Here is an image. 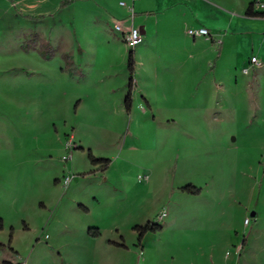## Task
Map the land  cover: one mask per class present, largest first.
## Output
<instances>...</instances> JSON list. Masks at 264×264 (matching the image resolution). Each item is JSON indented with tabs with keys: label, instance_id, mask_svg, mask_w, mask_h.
<instances>
[{
	"label": "rangeland",
	"instance_id": "374dc122",
	"mask_svg": "<svg viewBox=\"0 0 264 264\" xmlns=\"http://www.w3.org/2000/svg\"><path fill=\"white\" fill-rule=\"evenodd\" d=\"M95 1L100 10L72 25L70 11L54 8L60 0H19L53 16L9 15L0 26V264H264V22L245 15L247 0L203 6L226 51L178 26L168 46L179 49L137 58L155 120L138 101L129 117L131 49L115 27L149 19L155 29L165 15L141 11L162 0ZM64 52L84 77L61 72ZM80 145L111 159L109 172ZM148 223L162 231L139 242L135 228Z\"/></svg>",
	"mask_w": 264,
	"mask_h": 264
},
{
	"label": "crops",
	"instance_id": "0c3cea01",
	"mask_svg": "<svg viewBox=\"0 0 264 264\" xmlns=\"http://www.w3.org/2000/svg\"><path fill=\"white\" fill-rule=\"evenodd\" d=\"M63 1L64 0H60V3H62ZM94 1L95 0H73V3L70 6H66L64 8H62L61 6H54V8L56 10L59 7L60 11L62 10L70 11V13H72L71 24L73 25V22H74L73 20H76V18H80L85 11L94 12L95 10L96 11L100 10V5L96 4L97 1L95 2ZM10 2H11V6H0V26L3 25L5 17L9 15L17 19L26 18L30 20H40V21L46 20L53 16L54 8H52L51 6H18L19 0H10ZM157 6H161V8L160 9L151 8L150 10L141 11V13H144L146 15H149V14L154 15L156 19L158 18L159 15H165L166 18H164L163 20H158L157 27H155V29H154V26L151 25V22L149 19L146 20L147 22L142 23L139 26L142 32L143 41L137 48L133 50L134 58H135V74H134L135 88L132 94V99H133L132 111L130 113H127L125 109V103L123 104L124 111L126 115L129 117L133 115L134 110L136 108L135 107L136 101H138V109L144 114H148L151 112L153 114L152 117L155 120L153 99L148 89H146L145 86L140 85L139 82L136 80L137 58L143 56L144 54L145 55L148 54L149 56L151 55L153 56L154 54L156 56L158 54L157 56L164 57L167 54H170L173 51L179 49L177 46L175 47V49L170 48L168 46V43H170V41L174 42L176 40L175 31L178 26L185 24L188 26L189 29L206 28L210 33V37L205 38V39L203 38L202 41H204L205 43H208L210 47L213 44L219 43L220 46L215 47V50L219 56L222 54V52L226 51V49L224 48V44H223L224 42H222L221 39L218 40V37L221 36V32H222L221 28L219 27L220 25L219 22L213 18L204 16L200 12L203 6H226L223 1L221 0H212V1L211 0H162V2L159 3ZM243 6H246L245 15L249 19L264 22V16H261L255 12H253L255 14L254 16L247 15V11L251 7V0H247ZM30 10H33L34 12L32 11L33 13H30L29 12ZM107 10L108 11L105 10V13H103L104 16H111L112 11L110 9H107ZM134 14H135L134 18H136L137 12L135 8H134ZM122 27L125 28L124 25H122ZM74 33L76 34L75 31ZM117 33L120 35V38L123 41L121 34L119 32ZM198 38H193V39L194 41H196ZM262 39L264 40V37ZM47 43L50 44V42H47ZM64 56L69 57V60L73 64V66L68 67L65 61L63 60L64 65L61 66V72L68 74L70 76H80L81 78L84 77V73L80 67V64L77 63L75 57L67 54L66 52L62 54V59ZM255 56L257 55L255 54ZM153 59H155L154 56H153ZM155 60L156 62L159 61L158 58H156ZM249 65H250V62H249ZM244 69L245 68H243V70ZM166 90L171 91L172 89L170 87H167ZM127 93H128V84H127V91L125 93L123 102H125V97ZM80 104H81L80 100H78L75 103L74 105L75 111L78 110ZM142 108H145V110H143ZM81 147L83 148V151L81 152L86 153V154L88 150H91V149H86L83 146ZM94 168H97V167H94ZM70 169H71V164H70ZM89 229L87 230V235L90 238L98 239L101 237V235L97 238L91 237L89 235ZM97 229L100 231L99 228ZM109 244L112 246H115L114 242H109ZM117 248H120V247H117Z\"/></svg>",
	"mask_w": 264,
	"mask_h": 264
},
{
	"label": "trees",
	"instance_id": "16d2710c",
	"mask_svg": "<svg viewBox=\"0 0 264 264\" xmlns=\"http://www.w3.org/2000/svg\"><path fill=\"white\" fill-rule=\"evenodd\" d=\"M73 3V0H64L62 3H61V7L64 8L66 6H69ZM247 15L248 16H254L255 14L253 13L252 11V8L250 7L247 11ZM41 42V46L44 47V48H47L48 49V53L45 54V53H41L40 55L47 61H50L53 56H54V49L53 47L47 43V42H43V41H40ZM63 60L65 61L66 65L68 67H72L73 64L70 62L69 60V57L68 56H64L63 57ZM128 69H129V74H130V80H129V83H128V93L125 97V109L127 111V113H130L132 111V106H133V99H132V94H133V91H134V88H135V84H134V74H135V58H134V52L133 50L130 51V54H129V61H128ZM76 150H80V151H83V148L81 146H78L76 148ZM67 154L70 153V151L67 149L66 150ZM87 157H88V160H89V163L94 166V167H97L100 169L101 172H106L110 169L111 167V164H112V161L111 159H108V158H98L96 157L93 152L91 150H88L87 151ZM186 191H189L190 193L192 194H196L197 191L193 190L191 187H186L185 188ZM85 211L88 212V209L85 208ZM5 228V225H4V220L2 218H0V232H2ZM135 230L138 232V235H139V242H142V240L144 239L145 235L148 234L149 232H158V231H162V228L161 227H156V226H153L152 224H147L145 226H136ZM89 235L91 237H94V238H97L101 235L100 231L95 228V230H93L92 228L89 229ZM12 239H13V230L11 231L10 233V239H9V243H12ZM114 245L116 247H120V248H126V246L124 245H120V244H115ZM4 245L3 244H0V247H3Z\"/></svg>",
	"mask_w": 264,
	"mask_h": 264
},
{
	"label": "built area",
	"instance_id": "2783aa9c",
	"mask_svg": "<svg viewBox=\"0 0 264 264\" xmlns=\"http://www.w3.org/2000/svg\"><path fill=\"white\" fill-rule=\"evenodd\" d=\"M121 5L124 6V3H121ZM251 8L253 12L261 16H264V0H251ZM134 16H135L134 9H131L130 18L134 19ZM115 30L121 34L124 43L131 50H134L135 48H137L143 41L142 32L140 28L136 27L133 23L131 26H127L125 28L122 26H116ZM188 34L192 38H198V37L209 38L210 37V33L206 28L189 29ZM251 63L254 65H257V64L259 65L258 58L253 57L251 59ZM243 72L248 73V69L245 68ZM142 109L145 110V108H142ZM67 149L70 151V153L66 154L64 160H67L71 157V150L69 146L67 147ZM69 182H70V178H66L63 181V185L68 186Z\"/></svg>",
	"mask_w": 264,
	"mask_h": 264
},
{
	"label": "water",
	"instance_id": "95a60500",
	"mask_svg": "<svg viewBox=\"0 0 264 264\" xmlns=\"http://www.w3.org/2000/svg\"><path fill=\"white\" fill-rule=\"evenodd\" d=\"M255 214L253 213V216H254Z\"/></svg>",
	"mask_w": 264,
	"mask_h": 264
}]
</instances>
